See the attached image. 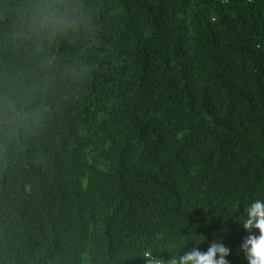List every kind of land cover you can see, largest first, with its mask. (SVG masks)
Masks as SVG:
<instances>
[{
	"label": "trees",
	"instance_id": "obj_1",
	"mask_svg": "<svg viewBox=\"0 0 264 264\" xmlns=\"http://www.w3.org/2000/svg\"><path fill=\"white\" fill-rule=\"evenodd\" d=\"M25 3L0 0V75L44 84L45 118L0 138V264H146L203 238L248 264L264 0H83L89 27L41 51L20 37Z\"/></svg>",
	"mask_w": 264,
	"mask_h": 264
},
{
	"label": "clouds",
	"instance_id": "obj_2",
	"mask_svg": "<svg viewBox=\"0 0 264 264\" xmlns=\"http://www.w3.org/2000/svg\"><path fill=\"white\" fill-rule=\"evenodd\" d=\"M91 23L90 13L83 0H26L21 23L20 37L35 44L41 51L48 42L58 38H73L86 30ZM45 85L30 80L22 73L0 75V138L11 142L22 133L42 125L45 107L39 101ZM244 218L238 220L248 235L240 248L248 264H264V200L255 199L244 207ZM258 230V235L253 230ZM205 239V238H203ZM202 239V240H203ZM196 246L184 251L182 243L171 259L154 257L153 251L145 250L146 264H229L226 257L230 249L222 243V238L213 240L207 251Z\"/></svg>",
	"mask_w": 264,
	"mask_h": 264
}]
</instances>
